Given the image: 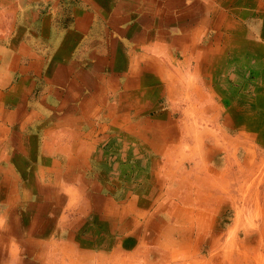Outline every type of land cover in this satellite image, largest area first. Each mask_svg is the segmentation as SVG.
<instances>
[{
    "label": "crops",
    "instance_id": "obj_1",
    "mask_svg": "<svg viewBox=\"0 0 264 264\" xmlns=\"http://www.w3.org/2000/svg\"><path fill=\"white\" fill-rule=\"evenodd\" d=\"M206 254L264 264V0H0V264Z\"/></svg>",
    "mask_w": 264,
    "mask_h": 264
},
{
    "label": "rangeland",
    "instance_id": "obj_2",
    "mask_svg": "<svg viewBox=\"0 0 264 264\" xmlns=\"http://www.w3.org/2000/svg\"><path fill=\"white\" fill-rule=\"evenodd\" d=\"M232 211L233 210L228 209V213L225 214V216L223 217V220L221 222L222 229H223V231H225V230L227 231L226 236L229 238V239L227 238L228 240L225 239L226 240L225 246L223 244V248H221V250H222V252H227L228 254L231 253V252H234L233 253L234 254L233 257H234V260H235L238 257V255H237L238 252L236 250L239 247V245H237V243H240V241L242 239H239V238L235 239L234 236H231L232 235V230L234 231V233L243 234L249 229L258 230L262 223L261 224L260 223H256V220L253 222V219L248 220V219H250V218H248L250 216H247V214L248 215L251 214L249 212V210L247 211V214H246V210L245 209L239 210L238 217L236 218V220L234 218L235 215L233 214L234 211L233 212ZM225 240H223V241H225ZM249 241L253 242V239L252 240L249 239ZM217 248H220V247H217ZM204 251H206V250H204ZM205 256L207 258L206 261H205L206 263H204V259H203V261H200L201 264L202 263L203 264H208L207 260H209V259L212 260L211 264H213V263L215 264V262L213 260L215 257L213 255L209 256L208 254H206ZM218 256H216V260H217ZM255 257L258 258V256H256V255H255ZM200 258H202V257H200ZM259 259H260V257H259ZM230 261H231V255H221V263L222 264H230ZM263 262H264V259H263ZM216 264H218V263H216Z\"/></svg>",
    "mask_w": 264,
    "mask_h": 264
},
{
    "label": "bare ground",
    "instance_id": "obj_3",
    "mask_svg": "<svg viewBox=\"0 0 264 264\" xmlns=\"http://www.w3.org/2000/svg\"><path fill=\"white\" fill-rule=\"evenodd\" d=\"M207 1H208V0H207ZM203 5H204V3H203ZM209 7H210V6H209ZM185 11H186V10H185ZM236 13H237V12H236ZM225 15H226V14H225ZM222 19H223V18H222ZM222 21H223V20H222ZM225 21H226V20H225ZM228 21H229V20H228ZM228 25H229V24H228ZM211 27H212V26H211ZM227 27H228V26H227ZM227 27H226V28H227ZM227 38H228V36H227ZM229 38H230V37H229ZM177 39H178V38H177ZM177 39H176V40H177ZM195 39H196V38H195ZM228 42H229V41H228ZM228 42H227V43H228ZM222 43H223V42H222ZM258 44H259V43H258ZM180 50H181V49H180ZM232 50H233V49H232ZM234 52H235V51H234ZM223 55H224V54H223ZM223 55H222V56H223ZM225 57H226V56H225ZM231 57H232V56H231ZM246 157H247V156H246ZM248 157H249V156H248ZM200 236H201V235H200ZM214 236H215V235H214ZM211 239H212V238H211ZM181 244H182V243H181ZM260 244H261V243H260ZM174 245H175V244H174ZM177 246H178V245H177ZM170 249H171V248H170ZM239 249H240V248H239ZM261 258H262V257H261ZM82 262H83V261H82ZM82 264H83V263H82Z\"/></svg>",
    "mask_w": 264,
    "mask_h": 264
}]
</instances>
